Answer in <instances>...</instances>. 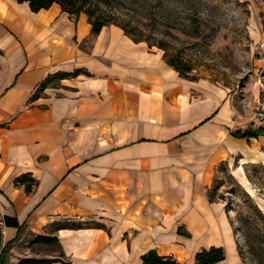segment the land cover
<instances>
[{
    "label": "crops",
    "instance_id": "crops-1",
    "mask_svg": "<svg viewBox=\"0 0 264 264\" xmlns=\"http://www.w3.org/2000/svg\"><path fill=\"white\" fill-rule=\"evenodd\" d=\"M236 116L223 87L115 25L93 35L84 13L0 0V220L56 236L69 262L51 264H140L150 249L196 264L212 246L215 264H246L208 199L216 166L257 141L232 136ZM0 225L2 246L21 240Z\"/></svg>",
    "mask_w": 264,
    "mask_h": 264
},
{
    "label": "rangeland",
    "instance_id": "rangeland-1",
    "mask_svg": "<svg viewBox=\"0 0 264 264\" xmlns=\"http://www.w3.org/2000/svg\"><path fill=\"white\" fill-rule=\"evenodd\" d=\"M123 13L119 16L132 19L148 39L140 42L158 50L165 61L173 57L190 67L188 79L223 87L237 110L236 129L264 127L251 119L264 87V0H138L137 12ZM258 138L249 154L239 153L216 166L210 187L230 213L246 264H264V142ZM19 237L3 253V264L23 257L69 262L58 242H36L26 228Z\"/></svg>",
    "mask_w": 264,
    "mask_h": 264
},
{
    "label": "trees",
    "instance_id": "trees-1",
    "mask_svg": "<svg viewBox=\"0 0 264 264\" xmlns=\"http://www.w3.org/2000/svg\"><path fill=\"white\" fill-rule=\"evenodd\" d=\"M17 2H27L29 8L33 12H37L42 8H48L53 3L60 5L63 11L70 15L78 16L80 13H84L87 16V20L91 25V33L96 35L100 32L102 27L106 25H116L122 31L128 35L133 41H147V38L142 37L141 31H138L136 25H132V19H123L119 16V13L129 16V12H137L138 0H16ZM136 4V5H135ZM126 10V11H124ZM149 24H152L154 18L149 15ZM181 31V30H180ZM186 32V31H182ZM151 45H149L150 47ZM159 48H163V45H159ZM165 50V48H163ZM166 55V52H164ZM166 62L172 66L180 76L189 78L188 72L190 67H183L181 61H176L173 57H167ZM191 79V78H190ZM232 136L235 138H258L264 135V127H258L253 129L251 126L245 129H236L232 131ZM32 177L25 175L16 178V183L26 184V191L29 190L30 185L34 183ZM208 199L210 201L216 200L215 192L211 189L208 190ZM5 226H13L18 228V232L21 230L22 225L18 223L16 218L4 215L1 220ZM71 226L80 228L77 223H72ZM233 226V225H232ZM235 233V228H233ZM35 241L44 244L57 243L58 239L56 236H42L39 234L35 235ZM9 243L2 246V230L0 225V264H2V255L5 250L9 247ZM249 246V243H248ZM253 251V246L250 245V251ZM238 253L242 258L241 251L237 244ZM225 258V249L223 246L215 247L212 246L208 249H201L194 255L196 264H215ZM244 261V260H243ZM52 262H62L60 259H36L31 257H23L15 264H51ZM64 263V262H62ZM140 264H179L174 258L170 256L159 255L155 249H150L141 254Z\"/></svg>",
    "mask_w": 264,
    "mask_h": 264
},
{
    "label": "built area",
    "instance_id": "built-area-1",
    "mask_svg": "<svg viewBox=\"0 0 264 264\" xmlns=\"http://www.w3.org/2000/svg\"><path fill=\"white\" fill-rule=\"evenodd\" d=\"M251 119H256L264 124V87L261 91V95L255 101V107Z\"/></svg>",
    "mask_w": 264,
    "mask_h": 264
}]
</instances>
